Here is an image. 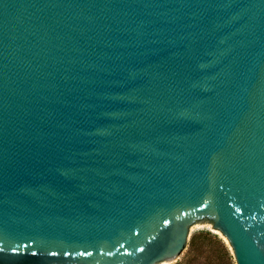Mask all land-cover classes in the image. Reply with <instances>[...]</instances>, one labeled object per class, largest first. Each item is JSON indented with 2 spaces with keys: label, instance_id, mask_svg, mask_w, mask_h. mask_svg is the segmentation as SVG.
Masks as SVG:
<instances>
[{
  "label": "water",
  "instance_id": "95a60500",
  "mask_svg": "<svg viewBox=\"0 0 264 264\" xmlns=\"http://www.w3.org/2000/svg\"><path fill=\"white\" fill-rule=\"evenodd\" d=\"M199 223L264 264V0H0V264H158Z\"/></svg>",
  "mask_w": 264,
  "mask_h": 264
},
{
  "label": "rangeland",
  "instance_id": "374dc122",
  "mask_svg": "<svg viewBox=\"0 0 264 264\" xmlns=\"http://www.w3.org/2000/svg\"><path fill=\"white\" fill-rule=\"evenodd\" d=\"M158 264H236L221 232L210 223H199L189 230L185 247L173 260Z\"/></svg>",
  "mask_w": 264,
  "mask_h": 264
},
{
  "label": "bare ground",
  "instance_id": "6f19581e",
  "mask_svg": "<svg viewBox=\"0 0 264 264\" xmlns=\"http://www.w3.org/2000/svg\"><path fill=\"white\" fill-rule=\"evenodd\" d=\"M169 261H171V260H166V261H163L164 263H167V262H169Z\"/></svg>",
  "mask_w": 264,
  "mask_h": 264
}]
</instances>
